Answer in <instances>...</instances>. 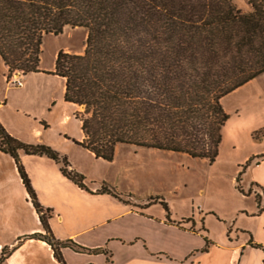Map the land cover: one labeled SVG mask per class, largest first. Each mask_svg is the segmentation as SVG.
Masks as SVG:
<instances>
[{
    "label": "trees",
    "instance_id": "obj_1",
    "mask_svg": "<svg viewBox=\"0 0 264 264\" xmlns=\"http://www.w3.org/2000/svg\"><path fill=\"white\" fill-rule=\"evenodd\" d=\"M247 1L250 13L232 0H0V56L10 73H40L47 36L67 27L85 29L83 54L60 51L53 73L65 81V102L85 108L75 115L84 135L77 144L107 162L118 146L130 145L212 165L230 119L224 98L264 74V0ZM0 151L15 160L50 234L19 152L60 164L63 176L81 189H86L85 177L70 169L66 156L44 144L23 143L1 124ZM252 161L237 178L241 193V178ZM100 192L120 198L106 187ZM256 200L260 214L264 204L260 196ZM161 204L169 218L167 203ZM32 237L48 243L61 264L65 247L99 252ZM3 259L4 253L0 264Z\"/></svg>",
    "mask_w": 264,
    "mask_h": 264
},
{
    "label": "crops",
    "instance_id": "obj_2",
    "mask_svg": "<svg viewBox=\"0 0 264 264\" xmlns=\"http://www.w3.org/2000/svg\"><path fill=\"white\" fill-rule=\"evenodd\" d=\"M0 70L2 74L0 88L6 85V91H11L10 89L15 85L8 84L9 69L1 56ZM40 71V73L21 75L23 87H15L25 89L24 81L31 76L58 77L53 74V70L47 72L40 69ZM61 80L62 105L74 110L71 119L75 118L81 128V136L78 139H73L68 133H64L63 140L66 144L79 146L77 142L84 140L82 124L75 116L79 108L65 102V81ZM6 98L7 95L0 99V124L16 138L4 114L9 109ZM17 113L25 115L26 111L18 109ZM48 128L45 126V130ZM263 130L264 123L252 129V138L257 142L255 149L238 163L232 189L230 217L218 210L202 209L201 206L192 215L173 216L170 201L167 203L160 196L151 197L159 199L150 201V198L147 202L135 201V195L132 193H125L124 196L118 193L120 198H116L111 194L100 192L105 187L104 184L109 186L106 182L99 187L88 188L83 174L86 189H81L63 176L60 164L45 156H28L19 152L20 161L22 163L23 160L24 164L27 157H45L54 163L55 168L59 170L57 174L59 179L70 185L73 184L79 194L73 197L65 193V196L57 199L55 197L44 199L39 189L37 192L34 189L48 220L50 234L46 233L41 224L40 216L23 185L15 160L0 151L3 160L10 159L15 163V170L9 174L4 172L6 170L3 167L0 168V260L4 253L1 264H61L48 243L32 237L37 234L51 237L61 244L72 242L91 251L99 250V252H77L70 247L62 248L65 264H264V211L258 214L256 200V196H260L264 204ZM124 146L126 148L130 145L118 146L112 162ZM221 148L219 157L212 165L208 160L193 159L186 154H178L179 157L188 160H197L204 165L215 166L220 161ZM86 151L95 157L93 153ZM171 154L174 155L172 152ZM252 159L251 165L241 178L240 187L244 191L241 193L237 189V178L242 167ZM72 170L77 172L75 169ZM51 186L50 189L53 190L54 184L51 183ZM107 188L111 189L110 186ZM126 195H132V200L126 198ZM26 198L28 200L25 201ZM160 199L168 205L169 218ZM28 212L33 219L31 226L26 216Z\"/></svg>",
    "mask_w": 264,
    "mask_h": 264
},
{
    "label": "rangeland",
    "instance_id": "obj_3",
    "mask_svg": "<svg viewBox=\"0 0 264 264\" xmlns=\"http://www.w3.org/2000/svg\"><path fill=\"white\" fill-rule=\"evenodd\" d=\"M232 1L244 13L252 12L247 0ZM86 38L85 29L72 27L65 28L58 36H47L42 46L40 69L54 72L60 51L83 54ZM14 74L25 76L22 71L9 72L8 81ZM24 83L25 89L12 86L11 91H6V85L0 88V99L7 95L9 109L4 114L11 131L23 143L44 144L67 156L71 168L86 177L88 188L99 187L106 182L122 196L132 193L138 202L160 196L167 203L170 201L171 213L178 217L192 215L200 206L221 211L227 217L232 215V189L238 163L255 149L257 142L252 138V129L264 123V74L224 98L223 105L231 119L224 127L221 158L215 166L179 157L178 153L172 155L171 152L135 146H124L114 162L97 160L82 147L66 144L63 140L64 133L78 139L81 128L75 118L71 119L74 110L62 105V80L52 75H38L28 77ZM78 108L80 113L85 111L82 106ZM18 109H23L26 114H18ZM45 126L49 127L48 130ZM27 158L25 164L23 160L22 163L42 198L57 199L65 193L79 196L73 184L59 179V170L54 163L45 157ZM7 160L0 157V168L9 174L15 170V163ZM51 183L54 184L53 190L50 189ZM104 186L109 187L107 184ZM125 197L133 198L132 195ZM26 216L28 224L33 225L30 212Z\"/></svg>",
    "mask_w": 264,
    "mask_h": 264
},
{
    "label": "built area",
    "instance_id": "obj_4",
    "mask_svg": "<svg viewBox=\"0 0 264 264\" xmlns=\"http://www.w3.org/2000/svg\"><path fill=\"white\" fill-rule=\"evenodd\" d=\"M8 84H12L17 86L18 88H22L23 87V82L21 79V75H16L14 74L13 77L8 81Z\"/></svg>",
    "mask_w": 264,
    "mask_h": 264
}]
</instances>
